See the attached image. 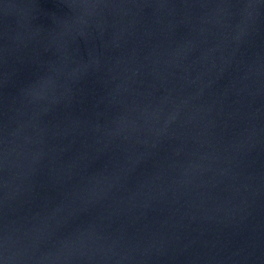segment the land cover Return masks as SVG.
I'll list each match as a JSON object with an SVG mask.
<instances>
[{
    "label": "water",
    "instance_id": "95a60500",
    "mask_svg": "<svg viewBox=\"0 0 264 264\" xmlns=\"http://www.w3.org/2000/svg\"><path fill=\"white\" fill-rule=\"evenodd\" d=\"M0 264H264V0H0Z\"/></svg>",
    "mask_w": 264,
    "mask_h": 264
}]
</instances>
